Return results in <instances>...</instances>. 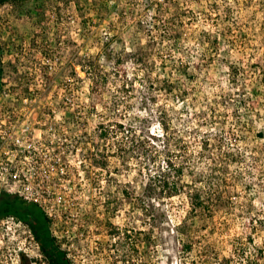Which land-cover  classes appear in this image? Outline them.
I'll use <instances>...</instances> for the list:
<instances>
[{"label":"rangeland","instance_id":"obj_1","mask_svg":"<svg viewBox=\"0 0 264 264\" xmlns=\"http://www.w3.org/2000/svg\"><path fill=\"white\" fill-rule=\"evenodd\" d=\"M24 1L0 5V103L17 107L27 96L31 115L42 116L35 133L58 160L50 185L63 198L53 232L75 264H264V0H161L162 20L178 16L169 23L177 48L150 42L144 24L119 22L121 41L108 45L110 23L89 16L100 0ZM116 1L139 21L133 9L146 0ZM161 53L168 72L170 56L188 64L183 98L156 89ZM88 58L97 69L76 82ZM233 148L240 161L225 160ZM179 168L205 207L192 209L185 192L167 195L163 179ZM2 219L0 264H22L23 254L48 264L30 225Z\"/></svg>","mask_w":264,"mask_h":264},{"label":"trees","instance_id":"obj_2","mask_svg":"<svg viewBox=\"0 0 264 264\" xmlns=\"http://www.w3.org/2000/svg\"><path fill=\"white\" fill-rule=\"evenodd\" d=\"M8 2L12 4L22 5V3H24L25 1L24 0H0V5L8 3ZM164 4L165 3L161 0H146L143 8L139 10L133 9L134 13L141 14L139 21L135 22V19L133 18H131L130 21L129 19L125 18L123 16V10H120V11L116 10L118 8L117 1L112 2V0H100V2L94 5V8H91L92 11L90 12L89 16L91 17V19L92 17H94L95 19L98 18L99 20H107L110 23L109 25L110 31L105 32L106 34L105 40L107 41L108 45H111L115 41L116 42L121 41V39L119 38V36L116 34V31H115L117 23L119 22L120 25L122 24L123 26L127 25V27L134 26L136 24L137 25L139 24L140 26L146 25L148 35L151 36L150 42L152 41L156 42L155 39L158 37V45H161L162 42H166L168 39H173L176 42V48H177V45H179L178 41H180V39H178L179 35L177 33L173 34L172 32L173 28L171 27L178 23V21L176 20L178 16L177 17L172 16L171 22L169 19L162 20V16H160V14L164 10L163 9ZM143 10H146V11L154 10L152 12L155 14L150 21L142 19ZM115 12H118V14ZM113 13L118 15L117 19H114ZM144 14L145 13H143V16ZM83 21H84L83 24L86 25L87 20L84 19ZM91 21H93V19ZM169 23H171L172 26H170ZM155 31L156 32L158 31V35L153 34ZM3 47L4 45H0L1 49H3ZM160 49H161V46H158V55L160 53L159 51H161ZM118 55H120V53H118ZM142 55H138V61H142L143 59ZM151 57H152V54L148 55V58L150 60H152ZM170 57L171 58L169 59L170 60L169 62L171 63L173 61L172 62L173 64L171 66L174 71L168 72L169 64H165L167 63L168 59H166V56L162 55V53L160 54V56H158V63L160 64L164 63L163 65H164V68L166 69V70L164 69V73L166 75H165V78L162 80L163 84L158 86V88L156 89H158V92L159 91L163 92L162 90L164 89L166 95L174 94V97L176 96L177 99L183 98L184 96L182 95V92H181L182 89L180 87L181 79L179 80L178 77L182 76L188 71L187 70L188 64H186L185 62L178 63L175 55L170 56ZM120 59L121 57H118L116 59L117 60L116 62H119ZM78 65H79V69L78 70L75 69L77 71L76 75L78 76L77 78L74 79V80H77L76 82L81 81L83 79L81 78L82 77L81 73H85L87 76L91 74V71L97 69L96 61L94 62V60H90L89 58L80 60V62H78ZM1 72H2V69H0V75H1ZM105 78H107V73L102 74V80ZM94 89L96 90L100 89L97 83L92 85V90L94 91ZM73 121L76 122V120H73ZM241 121L242 119L240 118L239 122ZM160 125L162 128L161 137L165 138L164 142L167 141V143H169L170 142L169 137H171V135H169L168 130L170 128V125L164 119L161 120ZM241 125L242 124L240 123V126ZM232 135H235V133L232 132ZM258 135L263 136L264 133L259 132ZM204 141H205L204 142L205 149L202 151V153L207 152V147L210 146V142L208 138L205 137ZM222 148H223V144H221V149ZM168 150L171 151L170 149ZM238 157L239 155L235 152L234 148L225 150V160L226 161H229V160L230 161L232 160L240 161L239 160L240 158ZM173 164L174 163L172 159L168 158V162L166 163L167 168L171 169L173 167ZM179 175H182L181 168H179L176 171V174L171 176L172 178H167V176H165V178L163 179L162 187L167 190V195L169 197H172L176 194H180L181 192H185L186 194L190 196L192 209H194L197 206L205 207L206 197L203 196L204 194L200 192V190H197L194 188L191 189L190 186H192L193 183L191 182L189 183L186 181L181 182ZM10 215L17 216L19 219L28 223L31 226V234L33 235V238L35 239V242H37L38 245L40 246V250L44 254L49 264H75L74 258L70 256L69 250L66 248L65 251H62L60 249L61 241L54 235V232H53V225L55 222L53 216H50L45 210H43V208L38 203L24 200L18 196L4 194L0 198V218H3L5 216H10ZM180 225L181 224H178V227H179L177 228L178 232L181 230ZM114 228L115 229H114L113 234L120 235L121 233L120 229L117 226H114ZM127 231L128 230H126V232ZM140 234H143V232L141 231ZM127 236L131 237L129 233H127ZM150 237H151L150 233L145 232L143 238L147 240V239H150ZM158 239H159V236H158ZM185 247L186 249L189 248V246H185ZM27 261H28V258L26 257L25 254H23L22 264H27Z\"/></svg>","mask_w":264,"mask_h":264},{"label":"built area","instance_id":"obj_3","mask_svg":"<svg viewBox=\"0 0 264 264\" xmlns=\"http://www.w3.org/2000/svg\"><path fill=\"white\" fill-rule=\"evenodd\" d=\"M24 98L17 107L0 103V198L4 194L18 196L38 203L53 216L54 204L61 205L63 200L50 185L58 160L50 151V142L36 135L42 116L38 120L32 116L34 106L28 103L27 96ZM10 216L19 224L24 222Z\"/></svg>","mask_w":264,"mask_h":264},{"label":"flooded vegetation","instance_id":"obj_4","mask_svg":"<svg viewBox=\"0 0 264 264\" xmlns=\"http://www.w3.org/2000/svg\"><path fill=\"white\" fill-rule=\"evenodd\" d=\"M15 216V215H14ZM5 217H8V216H5ZM4 217V218H5ZM39 248H40V246H39ZM60 249L62 250V251H65V248H63L62 247V243H61V245H60ZM28 258V257H27ZM36 258H34V256H32L31 258H28V261H27V264H32V263H34L36 260H35ZM49 264V263H48Z\"/></svg>","mask_w":264,"mask_h":264}]
</instances>
